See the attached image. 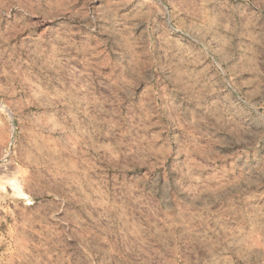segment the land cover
Here are the masks:
<instances>
[{
  "label": "rangeland",
  "instance_id": "374dc122",
  "mask_svg": "<svg viewBox=\"0 0 264 264\" xmlns=\"http://www.w3.org/2000/svg\"><path fill=\"white\" fill-rule=\"evenodd\" d=\"M0 264H264V0H0Z\"/></svg>",
  "mask_w": 264,
  "mask_h": 264
},
{
  "label": "bare ground",
  "instance_id": "6f19581e",
  "mask_svg": "<svg viewBox=\"0 0 264 264\" xmlns=\"http://www.w3.org/2000/svg\"><path fill=\"white\" fill-rule=\"evenodd\" d=\"M10 179H12V178H10ZM14 181H15V180H14ZM14 185H15V184H14ZM14 185H13V186H14ZM14 188H15V187H14Z\"/></svg>",
  "mask_w": 264,
  "mask_h": 264
}]
</instances>
